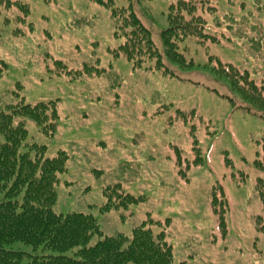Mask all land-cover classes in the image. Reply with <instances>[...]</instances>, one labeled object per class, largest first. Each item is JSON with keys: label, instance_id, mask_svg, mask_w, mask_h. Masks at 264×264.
I'll return each mask as SVG.
<instances>
[{"label": "rangeland", "instance_id": "374dc122", "mask_svg": "<svg viewBox=\"0 0 264 264\" xmlns=\"http://www.w3.org/2000/svg\"><path fill=\"white\" fill-rule=\"evenodd\" d=\"M175 1L111 0L132 6L160 50ZM210 1L206 45L181 44L189 67L168 64L170 75L127 60L123 29L94 0H0V105L56 103L52 135L28 127L46 157L67 156L57 213L91 212L106 235L150 219L176 263L264 264V117L236 107L216 73L220 62L239 83H264V0Z\"/></svg>", "mask_w": 264, "mask_h": 264}, {"label": "trees", "instance_id": "16d2710c", "mask_svg": "<svg viewBox=\"0 0 264 264\" xmlns=\"http://www.w3.org/2000/svg\"><path fill=\"white\" fill-rule=\"evenodd\" d=\"M94 1L110 8L111 17L119 23L117 29H123L120 53L136 63L134 66L154 60L155 68L172 75L168 64L189 67L179 49L181 44L193 38L194 43L206 45L202 16L214 8L210 0H176L169 5L166 27L159 31L161 50L131 5L124 10L114 8L111 0ZM219 66L216 73L238 92L241 103L236 107L264 117V83H239L231 66L220 62ZM5 67L0 61V77ZM57 119L53 101L0 105V264H189L174 262L171 244L163 231H152L150 219L129 235H106L91 212L61 214L54 210L56 186L59 175L66 171L67 156L59 151L46 157V147L32 141L28 125L52 135ZM255 166L264 171V156L255 160ZM123 199L127 203L138 201L128 195ZM109 208L106 205V210ZM16 242L29 251L13 249Z\"/></svg>", "mask_w": 264, "mask_h": 264}]
</instances>
